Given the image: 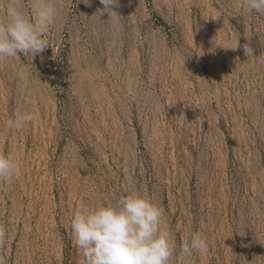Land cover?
Here are the masks:
<instances>
[{"label": "rangeland", "instance_id": "obj_1", "mask_svg": "<svg viewBox=\"0 0 264 264\" xmlns=\"http://www.w3.org/2000/svg\"><path fill=\"white\" fill-rule=\"evenodd\" d=\"M56 3L49 47L0 61V152L21 166L0 181V264H77L76 208L134 191L163 209L170 264H264V14L119 0L113 20L100 0ZM20 112L37 119L7 129ZM197 231L208 252L185 257Z\"/></svg>", "mask_w": 264, "mask_h": 264}, {"label": "clouds", "instance_id": "obj_2", "mask_svg": "<svg viewBox=\"0 0 264 264\" xmlns=\"http://www.w3.org/2000/svg\"><path fill=\"white\" fill-rule=\"evenodd\" d=\"M109 19L121 18L115 11L119 0H100ZM30 11L23 0H5L0 4V61L30 54L33 58L49 47L46 34L59 16L56 0H29ZM247 10L264 14V0H244ZM239 46V45H238ZM231 44L225 49L235 50ZM247 55L253 51L244 45ZM24 78V72L18 73ZM37 119L32 112L16 113L6 121V128L15 132ZM21 166L11 155L0 152V181L11 182ZM70 228L74 246L79 250L77 264H170L175 244L163 209L139 191L120 196L115 202L77 207ZM0 229V240L4 238ZM207 239L192 233L180 251L185 257L208 252Z\"/></svg>", "mask_w": 264, "mask_h": 264}]
</instances>
